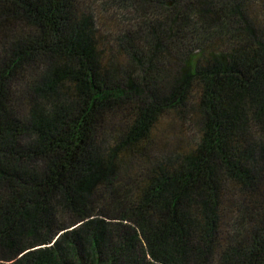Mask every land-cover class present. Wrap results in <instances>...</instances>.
<instances>
[{"label": "trees", "instance_id": "16d2710c", "mask_svg": "<svg viewBox=\"0 0 264 264\" xmlns=\"http://www.w3.org/2000/svg\"><path fill=\"white\" fill-rule=\"evenodd\" d=\"M0 264H264V0H0Z\"/></svg>", "mask_w": 264, "mask_h": 264}, {"label": "rangeland", "instance_id": "374dc122", "mask_svg": "<svg viewBox=\"0 0 264 264\" xmlns=\"http://www.w3.org/2000/svg\"><path fill=\"white\" fill-rule=\"evenodd\" d=\"M114 21H115V20H114ZM116 23H118V22L115 21L114 24H116ZM168 129H169V128H168ZM172 129H173V128H171V130H167V131H169V133H173V130H172ZM178 134L180 135V133L177 132V135H178ZM192 134H193V131L187 129V133H186L185 137L188 138V137H190ZM179 135H178V136H179ZM174 142L176 143V140H174L173 143H174Z\"/></svg>", "mask_w": 264, "mask_h": 264}]
</instances>
